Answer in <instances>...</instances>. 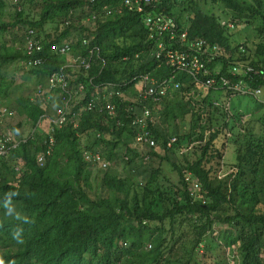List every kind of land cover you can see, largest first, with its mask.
<instances>
[{
  "label": "trees",
  "instance_id": "obj_1",
  "mask_svg": "<svg viewBox=\"0 0 264 264\" xmlns=\"http://www.w3.org/2000/svg\"><path fill=\"white\" fill-rule=\"evenodd\" d=\"M32 2L39 6L38 17L26 16L17 8V18L4 22L1 17L7 3L0 0V103L11 112L4 131L10 129L18 137L28 139L7 156H0V260L3 264H206L205 260L194 262V256L204 242L203 234L210 232L215 224L226 229L218 232L224 245L236 246L238 264H264V103L248 98L254 104L253 113L233 103V115L228 118L224 109L230 97L227 90L215 95L212 90L208 91L200 108L195 107L193 100L187 101L184 94L159 104L133 102L139 96L135 80L122 88L124 97L119 104L114 97L108 99L116 104L117 117L107 110L82 111L93 98L91 92L102 95V89H95L94 85L119 86L146 72L162 79L169 75V69L165 66L157 69L156 63L148 61L154 45L148 39L142 15L129 11L114 17L107 15L106 7L121 6L124 0ZM220 3L232 14V19L225 23L213 12L203 11L199 0L183 3L160 0L157 8L180 20L189 13L190 37L217 42L231 55L215 64L222 69V74L232 77V63L254 66L260 75L254 81L249 80L253 86L264 89V0H220ZM95 11L97 20L88 21ZM255 23H259L256 32L262 39L252 53L251 38L238 43L230 31L241 24L247 28ZM31 29L44 44V49L32 56L24 50L25 35ZM6 33L13 38L4 41L2 36ZM83 38L90 41L92 48H97L93 67L63 69L65 58L52 46L70 42L74 57L87 56ZM37 58L42 59L41 64L28 66L29 61ZM9 64L22 66L26 84H36V95L39 86L45 89L44 98L49 95L50 99L52 93L56 94L58 98L53 102L58 106L63 91L60 85L50 87L49 79L62 69L70 90L80 83L89 86V92L73 106L75 116H69L67 123L52 133L53 153L43 164L37 162V156L47 151L49 144L45 140L49 143L50 138L40 124L43 126L49 121L47 116H52V103L47 100V104H41L23 93L13 100L11 94L21 86L13 90L15 81L2 77L1 69ZM215 65H211V70ZM196 86L192 78L183 79L184 92L193 91ZM215 101L221 105L216 106ZM136 105L137 112L143 106L153 112L154 122L149 123V128L157 142L155 147L136 142L137 150H133L127 142V138L135 139L139 131L133 125L134 112L127 111ZM191 113L197 119L192 120L190 130L181 132L175 122H184ZM247 113L251 115L242 122L241 117ZM24 124H31L33 133H25ZM172 137L177 142L169 147ZM89 138L93 139L91 144ZM188 144L192 147L179 157L183 158L179 165L172 157ZM231 146H235L232 160L237 174L229 187V178L219 179L218 173L224 164V153ZM120 149L127 154L128 167L114 174L112 169L120 157ZM97 155L109 162L110 167L99 166L95 160ZM154 158L161 162L152 165L150 161ZM165 162L174 167L178 184L165 180ZM93 169L100 171L96 177L101 183L98 189H94L91 180ZM149 169L151 174L146 180L143 172ZM134 171H137L136 180L131 177ZM188 173L201 185L196 196L192 195L186 179ZM248 173L253 179L243 187L250 191V201L255 205L249 213H244L236 204L240 192L237 183ZM161 178L175 184L174 191L170 192V186L161 182ZM162 186L166 189H161ZM103 188L107 190L106 196L101 194ZM139 188L143 191L139 192ZM197 196L202 199L197 200ZM194 217L202 224L192 239L187 228L191 227L188 222ZM184 232L189 237L185 243L178 237ZM209 246L206 247L209 249ZM213 247L217 251L221 246ZM206 253L212 254L208 250ZM223 260L226 259L214 262L224 264Z\"/></svg>",
  "mask_w": 264,
  "mask_h": 264
},
{
  "label": "built area",
  "instance_id": "obj_2",
  "mask_svg": "<svg viewBox=\"0 0 264 264\" xmlns=\"http://www.w3.org/2000/svg\"><path fill=\"white\" fill-rule=\"evenodd\" d=\"M91 3H96V0H89ZM182 3L187 0H179ZM160 0H124L121 6L114 8L106 7V13L109 17L114 15H121L125 11L136 12L142 15L143 24L148 32V39L154 45L152 51L148 56V61L157 64V69L165 66L169 69V75L162 79L155 78L151 72L140 74L138 77L125 82L122 85L106 84L103 86H95V89H102V95L96 92H91L93 98L81 110H99L100 112L107 110L113 116H118V109L114 102H108L109 97H114L119 104L124 93L122 88L128 87L129 84L137 80V88L139 96L133 99V102L139 100L141 103L150 101L153 103H161L170 99H175L177 96L184 94L187 101L196 99L202 95V90L217 92L229 91L230 97L224 109L228 112V118L233 115L232 100L235 97H247L256 100L259 103H264V89L255 87L249 79L256 80L260 75V71L254 66H249L244 63H232L230 65V75L238 77L233 80L232 77L224 76L222 69L215 65L221 59H229L231 57L219 43L211 42L202 37H190V16L185 14V18L180 20L177 16L169 13L158 11L157 4ZM98 12H92L88 21H96ZM188 21V23H184ZM232 28L233 24H229ZM35 30H29L25 35V53L32 56L36 52H41L44 49V44L41 39L36 37ZM83 48L87 51L88 55L73 56L72 45L70 42L56 43L52 49L59 55L65 58L64 68H84L90 70L93 67L94 53L97 48H92L90 41L87 38L82 40ZM244 51V50H242ZM139 57V55H136ZM42 59L29 61L28 66L41 64ZM211 65L215 68L211 70ZM63 69L60 73L55 74L49 79L50 87H57L60 85L63 94L59 106L54 108L52 116H47L49 119L50 127L47 134H49V143L45 140V144H49L47 151H41L37 156V162L43 164L47 157L53 153L55 146V138L52 133L59 128H62L68 121L69 116H75L73 106L76 101L83 98L89 92V86L86 84H79L77 88L70 90L69 83L64 77ZM192 78L196 81V89L190 92H184L183 79ZM202 80V81H201ZM93 85V78L91 79ZM202 88V89H199ZM38 96H43L45 89L40 86L38 88ZM205 96L202 99H205ZM216 106H220V101H215ZM136 109L139 107H130L127 111L134 112L133 125L139 130L135 141L140 144H146L148 147L156 146V139L151 136L149 123H153V112L147 107H142L140 112ZM11 112L7 107L0 103V156L5 157L13 149L20 146L22 142L26 143V138H16L11 131L4 132L6 119ZM246 116L242 117V122H245ZM119 123V122H118ZM3 132V133H2ZM33 133V132H32ZM32 135V134H31ZM231 134L229 133V136ZM31 137V136H30ZM177 142L176 137L169 139L168 146L172 147ZM86 157L90 159V156ZM95 160L101 164L103 168H109L110 163L102 160L98 155ZM187 181L190 183V190L192 195L196 196L199 192L201 185L199 181L190 173L187 174Z\"/></svg>",
  "mask_w": 264,
  "mask_h": 264
},
{
  "label": "rangeland",
  "instance_id": "obj_3",
  "mask_svg": "<svg viewBox=\"0 0 264 264\" xmlns=\"http://www.w3.org/2000/svg\"><path fill=\"white\" fill-rule=\"evenodd\" d=\"M201 1V2H200ZM6 6L4 7L3 11H2V17L1 20H3L4 22H13L16 18H17V11L19 8L22 9V11H24V13L26 14V16H35L38 17V13H39V6H37L34 2H32V0H6ZM199 7L202 8L203 11L207 12L208 14L212 13L216 14L218 18L221 19V21L223 23H225L227 20H231L232 18V14L230 11L226 10L223 7V4L220 3V0H199ZM178 13V12H176ZM188 16L189 13H186ZM259 23H255L253 24V26H249L246 28L245 24H241L240 26H236L235 29H232L230 32V34L234 35L235 39L237 40L238 43H242L243 40H245L246 38H251L250 40V45L249 47L251 48V52L254 53L256 50L257 45L259 44V40H261V36H259L256 32V28H258ZM245 27V28H244ZM16 31H18V28L14 31H12L13 33H15ZM12 35L6 33L4 36H2V39L4 41H9L11 40ZM236 42V43H237ZM25 71H23L22 66L19 65H15V64H9L4 66V68L1 69V75L4 78H7L8 81H15L13 83V90L15 89V87H20L18 89V92H14L11 94V98L14 100L15 97H17L20 93H23L24 96L27 97H31V100L36 101V102H40L41 104H47L46 101L48 100L51 104V113H53L54 108H56L57 102H53L55 100V98H58L56 94L52 93L50 95V99H49V95L46 96V98H44V96H38V93L36 95V84H31V83H27L25 82ZM25 75V76H24ZM33 85V86H31ZM138 89V88H137ZM202 89V88H199ZM38 91V89H37ZM202 95L200 97H197L196 99H192L193 103L195 105V107L200 108L202 107V98L205 96V93L208 91H206V89L202 90ZM215 95V94H213ZM212 95V96H213ZM234 103V106H237V104L244 106L243 109L245 111H251V113H253V111H255L254 109V104H252L251 102L248 101L247 97H235L232 100V104ZM60 104V101H59ZM233 108V107H232ZM242 108V107H241ZM246 108V109H245ZM48 110L50 111V108H48ZM250 114V113H247ZM245 114V115H247ZM193 119H197V116H194V114L191 113V115H189L186 120L184 122H180L179 120L177 122H175V126H177L181 132L183 131H187L190 130L191 126H192V120ZM49 121L46 120V123L42 126L40 124V127L42 128V131L47 133L49 131ZM202 124L205 126L206 122L205 120L202 121ZM35 129H33V131H35ZM23 131L25 133H28L29 131L32 132V125L31 124H24L23 127ZM89 144L92 143L93 139L89 138ZM127 142L129 144V146L131 148H133V150H137L138 145L136 144V141L134 138H127ZM87 143V142H86ZM192 147V144H188L185 146V149H183L181 152H179V154L174 155L172 157V160L174 162L178 161L177 163L180 165L181 162L183 161L182 159H179L180 156L185 155L190 148ZM121 151L119 152L120 157L117 158V162L116 164H114V167L112 169V173L114 174H118L121 173L122 171L125 170V168L128 167V164L126 163L127 157L125 154V150L124 149H120ZM160 153H164L162 151H160ZM235 156V146H231L230 148L226 149L225 153H224V157H223V166L221 167L222 169L219 171L218 173V178L222 179V178H229L228 182H229V187H230V183L232 181L235 180V176L237 174V170L234 168L233 164H234V160H232ZM178 159V160H177ZM151 164H156L158 165L161 161L159 159H153L150 161ZM114 163V162H113ZM97 164H99V166H101L100 163L97 162ZM150 168H153L150 166ZM97 169H93L92 170V183L94 186V189H98L101 187V183H99L98 179L96 177H98V175H100V171H98V173L96 172ZM151 174V170L149 169L148 171H144L143 175H145L146 180L149 179ZM136 176H137V171H134L132 173V178L134 180H136ZM163 176L165 177V180H170L173 183H179L178 181V175L174 170V167L169 163V162H165L164 163V169H163ZM238 176V175H237ZM167 178V179H166ZM253 179V176L251 173H248L247 176L243 179H241L242 181H239L237 183L238 185V192H239V197L236 200V204L238 206V208L244 212V213H249L251 211L252 208H254L255 202L250 201L251 199V195H250V191H246V189L243 187V184L245 182H247L248 184L251 183ZM161 182H164L166 185H169L171 189L170 192H172V190L174 191V189L172 187H175L174 185H172L171 183L165 182L163 178H161ZM145 183V182H144ZM167 187V186H166ZM104 190L101 192V194L105 195L107 194V190L105 188H103ZM161 189H166L164 186L161 187ZM96 192H98L99 190H95ZM139 192L143 191L142 189H138ZM197 200L202 199L198 198V196L196 197ZM151 199V198H150ZM149 199V200H150ZM206 202V201H204ZM154 209L161 211V209H157L156 207H154ZM179 224L183 225L185 223L182 222V220L178 221ZM189 225H191V227L187 228V231H189L191 233V238H196V235L198 232V226L200 224H202V222L200 221V219L198 217H194L193 220L188 222ZM225 227L223 225H219V224H215L213 225L212 229L210 230V232H205L202 236V240H204V242H202L199 245L198 250L196 251V254L194 256L195 261L194 262H200L205 260L206 264H215V260H219L220 258H225L226 260H223L221 262H223L224 264H238L237 260H238V251L236 246L233 247H227L226 245H224L225 243L223 241H221L219 239V231H225ZM178 237L181 238V240L185 242H187V240L189 239V237L187 236V234L184 232L183 236L178 235ZM221 242H223V244H221ZM208 244H210L209 249L206 247ZM218 244L219 246H221L217 251H215L213 245ZM207 250L209 252H212V254L210 253H206Z\"/></svg>",
  "mask_w": 264,
  "mask_h": 264
},
{
  "label": "clouds",
  "instance_id": "obj_4",
  "mask_svg": "<svg viewBox=\"0 0 264 264\" xmlns=\"http://www.w3.org/2000/svg\"><path fill=\"white\" fill-rule=\"evenodd\" d=\"M39 87H40V86H39ZM39 87H38V88H39ZM250 115H251V113H250V114H247V115H243V116H246L245 121L249 118ZM243 116H242V117H243ZM242 117H241V119H242ZM152 119H153V117H152ZM7 120H8V118L6 119V121H7ZM49 126H50V124H49ZM48 129H49V128H48ZM3 131H4V129H3ZM7 131H11V132H13L16 138L21 139L20 137H18V136L16 135V133H15L14 131H12V130H10V129H6L4 132H7ZM2 133H3V132H2ZM47 133H48V132H47ZM47 133H46V134H47ZM13 150H14V149H13ZM13 150H12V151H13ZM19 162H20V161H19ZM19 162H18V163H19ZM0 264H3V261H2V260H0Z\"/></svg>",
  "mask_w": 264,
  "mask_h": 264
}]
</instances>
